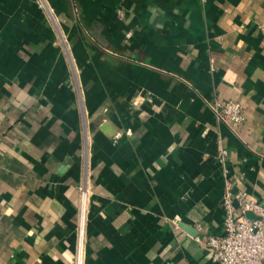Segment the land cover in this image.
<instances>
[{
  "label": "crops",
  "instance_id": "0c3cea01",
  "mask_svg": "<svg viewBox=\"0 0 264 264\" xmlns=\"http://www.w3.org/2000/svg\"><path fill=\"white\" fill-rule=\"evenodd\" d=\"M261 26L264 0H0V264H216L224 170L264 208Z\"/></svg>",
  "mask_w": 264,
  "mask_h": 264
},
{
  "label": "built area",
  "instance_id": "2783aa9c",
  "mask_svg": "<svg viewBox=\"0 0 264 264\" xmlns=\"http://www.w3.org/2000/svg\"><path fill=\"white\" fill-rule=\"evenodd\" d=\"M260 31L264 34V26ZM212 109L222 124L245 121L243 107L236 101L215 102ZM226 155V149L221 147L219 160L222 164ZM224 176L223 234L206 236L201 241L213 251L216 264H264V208L252 195L236 189L226 169Z\"/></svg>",
  "mask_w": 264,
  "mask_h": 264
},
{
  "label": "water",
  "instance_id": "95a60500",
  "mask_svg": "<svg viewBox=\"0 0 264 264\" xmlns=\"http://www.w3.org/2000/svg\"><path fill=\"white\" fill-rule=\"evenodd\" d=\"M249 216L252 217V215H250V214H249ZM185 229H188V228L185 227ZM188 231H190V230H188ZM190 233H191V231H190Z\"/></svg>",
  "mask_w": 264,
  "mask_h": 264
}]
</instances>
